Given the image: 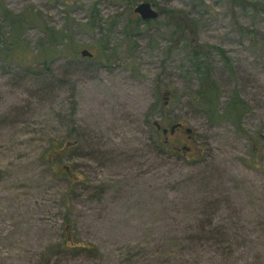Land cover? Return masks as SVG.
<instances>
[{
    "label": "rangeland",
    "instance_id": "374dc122",
    "mask_svg": "<svg viewBox=\"0 0 264 264\" xmlns=\"http://www.w3.org/2000/svg\"><path fill=\"white\" fill-rule=\"evenodd\" d=\"M141 2L0 0V264H264V0L147 2L229 59L232 72L207 58L218 113L234 94L248 109L219 121L190 100L191 53L167 12L127 28ZM1 9L36 18L30 50L47 27L77 57L7 61ZM154 122L183 127L163 147Z\"/></svg>",
    "mask_w": 264,
    "mask_h": 264
},
{
    "label": "trees",
    "instance_id": "16d2710c",
    "mask_svg": "<svg viewBox=\"0 0 264 264\" xmlns=\"http://www.w3.org/2000/svg\"><path fill=\"white\" fill-rule=\"evenodd\" d=\"M142 2H149V0H142ZM262 11L264 13V9ZM165 12H167V14L169 15V23H166V25L171 28H174L175 30V32L171 33V44H175L176 47L177 42L174 43L172 41L174 35H176V37L178 36L180 42L183 41V47L191 53V72L195 76L198 88L195 91H191L189 93L190 100L202 112H204V114L208 118L212 120L219 121L232 120L233 118L236 119L240 112L246 111L248 109L247 104L241 99H239L238 95L234 94L233 100L229 102L228 109L220 115L218 113V105L220 99L218 88L211 77L210 66L207 64V58L212 53L211 51H215L219 54L225 66L230 70V72H232L231 64L228 63L230 62L229 59L219 48L198 45L197 33L195 32L193 38L189 42H187L188 39H186V37H182V35L194 31V29L196 28V23L184 14H175L172 11L161 10L159 12V16H165ZM1 16L2 21L4 23V28L7 29L4 38L1 40V51L2 55L4 56V59H6L7 61H12L14 59L13 57L15 56V59L25 63L23 65L32 67L36 64H43L47 68L51 61H54V59L56 58L70 57L73 59L77 57L75 56L76 54H74L75 51L71 52L72 49H69V47H67V42L69 44H72V36L65 34L66 32H58L51 28L45 27V41L39 42L37 49H35V51H32L30 50L28 43L23 40V29L25 25L30 22V19L28 18L31 17H27L22 14L15 16L5 9H1ZM31 19H33V22L37 21L36 18ZM173 19L175 20V23H172ZM154 21H147L143 23L146 25ZM141 23L142 21L138 17L134 21H127V28L129 29L131 27L132 29H136L139 27V25H141ZM87 27L90 29L99 27V24L96 23L93 15L90 16ZM94 57L95 56L93 55L92 58ZM176 124L180 123H175L171 126H174ZM160 126L162 127V125ZM153 128L157 133H159L155 126H153ZM161 136L162 140L160 145L163 147H167L169 143H165L164 135ZM75 144L76 142L73 141L71 142V144L65 145L63 149L58 152H55L56 154L54 153V156L57 157L62 154L64 155L66 150ZM57 160L58 159L56 158L55 165L57 164ZM79 249L87 251L92 250L90 246L84 244L80 245Z\"/></svg>",
    "mask_w": 264,
    "mask_h": 264
},
{
    "label": "water",
    "instance_id": "95a60500",
    "mask_svg": "<svg viewBox=\"0 0 264 264\" xmlns=\"http://www.w3.org/2000/svg\"><path fill=\"white\" fill-rule=\"evenodd\" d=\"M134 14H136L142 22L154 21L159 18V13L154 9L152 5L147 2H141L137 4L133 9ZM82 58H92L93 55L88 50H82L80 52ZM153 126L156 127L157 131H161L162 135L166 136L168 133L173 134L174 131L181 127L180 124L171 126L170 128H161V126L154 122ZM188 131H191L188 129Z\"/></svg>",
    "mask_w": 264,
    "mask_h": 264
},
{
    "label": "flooded vegetation",
    "instance_id": "af4514ba",
    "mask_svg": "<svg viewBox=\"0 0 264 264\" xmlns=\"http://www.w3.org/2000/svg\"><path fill=\"white\" fill-rule=\"evenodd\" d=\"M181 125V127H179V128H177L176 130H178V129H180V128H182L183 127V125L182 124H180ZM162 128V127H161ZM176 130L174 131V133L176 132ZM159 132H161V131H159ZM174 133L173 134H170V133H168L166 136H165V143H169V137H171V136H173L174 135ZM185 136H186V142H187V144L188 143H190V141L192 140V131H188V128L187 129H185ZM176 151H178V152H183L182 154L184 155V156H187L189 153H190V151H191V149L188 147V146H184V147H182V148H179V149H176Z\"/></svg>",
    "mask_w": 264,
    "mask_h": 264
}]
</instances>
